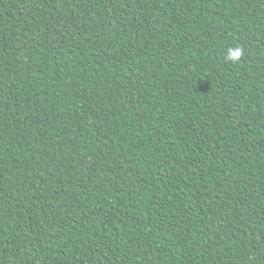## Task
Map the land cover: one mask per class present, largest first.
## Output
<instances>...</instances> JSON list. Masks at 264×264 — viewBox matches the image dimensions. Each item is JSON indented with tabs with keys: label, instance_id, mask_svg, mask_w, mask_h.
<instances>
[{
	"label": "trees",
	"instance_id": "16d2710c",
	"mask_svg": "<svg viewBox=\"0 0 264 264\" xmlns=\"http://www.w3.org/2000/svg\"><path fill=\"white\" fill-rule=\"evenodd\" d=\"M0 264H264V0H0Z\"/></svg>",
	"mask_w": 264,
	"mask_h": 264
},
{
	"label": "clouds",
	"instance_id": "9594fccd",
	"mask_svg": "<svg viewBox=\"0 0 264 264\" xmlns=\"http://www.w3.org/2000/svg\"><path fill=\"white\" fill-rule=\"evenodd\" d=\"M244 55V49L237 46L235 48H228V55L226 56V61H230L232 63H239L241 58Z\"/></svg>",
	"mask_w": 264,
	"mask_h": 264
}]
</instances>
